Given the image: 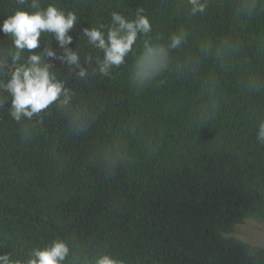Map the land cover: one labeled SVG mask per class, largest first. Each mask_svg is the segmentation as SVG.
I'll list each match as a JSON object with an SVG mask.
<instances>
[{"label":"trees","instance_id":"obj_1","mask_svg":"<svg viewBox=\"0 0 264 264\" xmlns=\"http://www.w3.org/2000/svg\"><path fill=\"white\" fill-rule=\"evenodd\" d=\"M41 4L76 14L69 47L81 64L102 55L82 29L109 25L113 12L134 18L142 8L150 39L183 31L186 43L143 89L129 76L142 41L109 76L93 64L81 80L52 61L71 101L30 121H15L0 93V254L24 258L63 239L123 264H264V242L238 233L247 221L264 225V0H208L195 16L187 0ZM16 10L29 9L0 0V24ZM48 46L62 54L49 33L34 51ZM74 113L87 123L78 137L66 128Z\"/></svg>","mask_w":264,"mask_h":264},{"label":"clouds","instance_id":"obj_2","mask_svg":"<svg viewBox=\"0 0 264 264\" xmlns=\"http://www.w3.org/2000/svg\"><path fill=\"white\" fill-rule=\"evenodd\" d=\"M16 3L26 5L29 10H16L0 24V33L11 41L10 47H0V93L10 98L9 113L17 122L47 114L54 104L58 109H67L72 92L58 78L52 61L59 60L81 80L89 75V67L93 64V74L109 76L114 68L125 63V58L134 51L133 46L142 41L129 76L134 87L143 89L168 70L170 53L186 43L183 31L172 33L166 43L159 42V38L150 39L151 24L142 14V8L137 9L134 18L113 12L109 25L82 29L90 49L102 55L93 56L90 52L81 64L79 51L69 47L73 43L70 32L77 23L74 12L66 13L54 4L42 7L41 0L30 3L29 0H16ZM187 4L190 14L195 16L205 12L208 0H187ZM42 33L52 35L61 55L50 46L34 51L40 47ZM208 50L206 44L205 51ZM222 52L223 49H218V54ZM5 102L0 100V106ZM66 128L78 137L86 132L87 123L74 113L68 118ZM25 132L26 129H22V138L28 139ZM256 138L264 144V122L258 125ZM247 254L249 257L256 255L253 249H248ZM0 264H123V261L106 254L89 257L70 248L67 241L55 239L43 247L33 248L24 258H15L8 252L0 254Z\"/></svg>","mask_w":264,"mask_h":264},{"label":"rangeland","instance_id":"obj_3","mask_svg":"<svg viewBox=\"0 0 264 264\" xmlns=\"http://www.w3.org/2000/svg\"><path fill=\"white\" fill-rule=\"evenodd\" d=\"M238 233L242 234L243 238L247 241L252 237L254 240L264 242V225H256L254 222L247 221L240 228Z\"/></svg>","mask_w":264,"mask_h":264}]
</instances>
